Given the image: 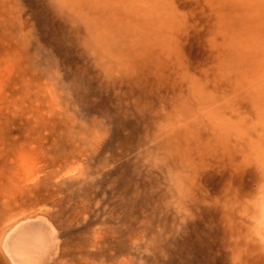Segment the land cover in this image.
I'll use <instances>...</instances> for the list:
<instances>
[{
	"label": "rangeland",
	"instance_id": "1",
	"mask_svg": "<svg viewBox=\"0 0 264 264\" xmlns=\"http://www.w3.org/2000/svg\"><path fill=\"white\" fill-rule=\"evenodd\" d=\"M246 1L0 0V264H264Z\"/></svg>",
	"mask_w": 264,
	"mask_h": 264
},
{
	"label": "bare ground",
	"instance_id": "2",
	"mask_svg": "<svg viewBox=\"0 0 264 264\" xmlns=\"http://www.w3.org/2000/svg\"><path fill=\"white\" fill-rule=\"evenodd\" d=\"M256 2L257 3H254V0H250V2L246 1L247 7L250 10V14H251V16L247 18L249 19L250 24L252 23L253 26L262 25L264 29V0H256ZM12 177L14 178V176ZM9 184H11L10 180H9ZM33 234L37 235L40 238V241L42 242V245H41L42 249L41 248L39 249V254L37 250H32L31 252L30 251L28 252V250L24 248H19L20 244H17V239L19 237L23 238L26 235L30 236ZM52 244L53 243H52L51 238L48 237L45 231L40 230V229H28V230H25L19 233L17 237L13 239L11 243L10 251H11L12 256L18 262V264H43L45 262V259H47L49 253L52 251ZM246 262L248 264H257L258 261L253 258L247 257Z\"/></svg>",
	"mask_w": 264,
	"mask_h": 264
}]
</instances>
